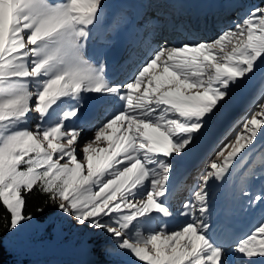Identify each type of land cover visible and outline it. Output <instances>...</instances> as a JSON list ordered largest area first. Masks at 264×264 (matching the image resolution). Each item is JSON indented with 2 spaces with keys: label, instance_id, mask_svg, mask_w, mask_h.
<instances>
[{
  "label": "snow or ice",
  "instance_id": "snow-or-ice-1",
  "mask_svg": "<svg viewBox=\"0 0 264 264\" xmlns=\"http://www.w3.org/2000/svg\"><path fill=\"white\" fill-rule=\"evenodd\" d=\"M105 11V0H0V264L15 251L9 240L58 221L87 230L89 251L102 258L95 264H120L124 253L132 264H264V215L233 242L215 231L208 205L210 181L223 182L264 132V97L243 121L248 134L217 153L223 163L183 205L185 222L167 226L176 160L237 89L264 74V6L214 36L150 46L123 80L109 74V42H97ZM248 203L260 208L264 192Z\"/></svg>",
  "mask_w": 264,
  "mask_h": 264
},
{
  "label": "rangeland",
  "instance_id": "rangeland-1",
  "mask_svg": "<svg viewBox=\"0 0 264 264\" xmlns=\"http://www.w3.org/2000/svg\"><path fill=\"white\" fill-rule=\"evenodd\" d=\"M176 1L177 0H173L175 4ZM197 1L198 0L191 5H185L186 2L184 1L180 4V2L177 1L179 4L175 7L174 12L172 11V15L175 16L178 14V11L184 7H186L184 13L188 14L194 9V6L198 4ZM222 1L225 6H223L219 0H216L215 3L217 8L214 9L209 8L207 4L205 5L207 10H211H206L202 17V25L198 24L197 28L192 31L194 32V36L198 34L203 35L205 38L214 36L221 30L234 27L233 22L241 21L250 9L257 6H264V4H260L257 0ZM209 2H211V0H209ZM105 3V15L97 25L96 30L103 29V27L106 26L109 30L106 32L105 37L109 35L113 38V35H117L116 37H119L121 42L131 40L130 37L129 39L126 36L131 34L130 32L133 33L135 30V21L140 24L142 21L147 22L148 19L152 17L155 18L156 15H154V12L149 8L154 9L159 3V8L164 5H173L171 1L168 2L167 0H105ZM221 5L222 7H227V5L230 6L226 10L219 11L218 8ZM142 7L145 8V20L140 16L143 9ZM169 13H171L170 10ZM217 13L218 15L220 14L218 17ZM149 23L150 22H147L148 26L150 25ZM117 25L118 27H114ZM100 43H102V41ZM113 48L119 50V42ZM261 97H264V74L258 70L255 76H252L245 82L243 87L237 89L233 93L227 104L217 112L216 116L204 129L203 133L189 151L183 155L182 158L176 160L169 181L176 178L177 180L179 178L181 179V176H183V180L185 178L186 183L191 184L190 192L186 194V197L182 198L183 202L180 208L183 209V205L190 200L193 202L195 201V195L196 192L199 191V185L203 183L202 176L207 171H212L211 164L213 162L223 163V160L217 156V153L223 149L224 156H227L228 151L231 150V146L235 143L236 133L248 134L244 132L243 121L251 118V115L256 110L254 102H258ZM31 115L32 117H36L38 114L34 112L31 113ZM36 122L35 119H32L26 126L30 130L35 131ZM203 145L205 147L201 149ZM225 145L227 147H224ZM208 148L209 150L207 151ZM200 149L201 152H199ZM198 152L199 154H197ZM79 154H81L80 151ZM195 154L197 155L190 159ZM203 154L206 155L203 157L202 161L199 159L198 162L195 163L194 160H196L197 157L199 158V156H203ZM78 159L82 161L83 156L79 155ZM189 159L192 161L186 165ZM63 162L64 161H61V163ZM190 166L192 168L188 172L186 169ZM184 171L187 173L186 175L182 174ZM261 173H264V132H258L253 144L247 145L241 153L237 154L235 163L231 166L230 174L226 176L223 182H216L214 179L210 181L208 186L210 221L217 222L220 218L232 216L231 219L233 220H244L247 222L248 217H257V220H255L256 223L247 230V234L249 235L260 222L261 216L264 215L261 211V209H264V205H261L260 208L253 211L248 203L249 200L253 199L257 194L264 192V176H262ZM181 183L178 184L179 187H181ZM170 188L171 184H167V190ZM245 192H247L248 195H244ZM143 198L146 199V195ZM133 203H136V201L134 200ZM123 211L127 212L129 209H123ZM178 213L179 212L176 211L175 215ZM231 219H226V224L232 226L230 222ZM227 221L229 223H227ZM184 222L185 219L181 221L178 220V223H171V219H168L167 226L169 230H177ZM46 230L48 234L47 239ZM46 230H44L45 238L41 241L36 240L38 239V232L40 230H30L8 241V245H12L15 248L13 255L16 261H14V263L95 264V261L102 259L89 251L88 244L86 243L87 230L80 231L73 227L68 221H58L56 225L50 226ZM139 230L141 233L146 234L143 228ZM227 231L228 234H230L232 229L227 228ZM246 237L247 236L244 238ZM241 238L242 236L240 239ZM133 239H135V235H133ZM117 260L120 264H132L136 258L130 253H124L120 257H117Z\"/></svg>",
  "mask_w": 264,
  "mask_h": 264
},
{
  "label": "bare ground",
  "instance_id": "bare-ground-1",
  "mask_svg": "<svg viewBox=\"0 0 264 264\" xmlns=\"http://www.w3.org/2000/svg\"><path fill=\"white\" fill-rule=\"evenodd\" d=\"M167 1L168 2L171 1L173 3L172 7H173V12H174L175 7H177L178 6L177 4H179V3H177V1L180 2V4H182V1H184V2H186L185 5H191L196 0H186V1L185 0H177L176 4H175V2H173V0H167ZM215 2H216V0H211V2H209V0H198L197 1L198 4H196L194 6V9L191 12H189L188 14L184 13L186 11V7H184L183 9L179 10L178 14H176L175 16L171 14V16L168 19L159 20V19L153 18V17L150 18L151 20L148 19L149 21L147 20V22H150L149 26L147 25L146 21L145 22L142 21L140 24H138L135 21L134 22V23H136L134 25L135 30L133 31V33L130 32L131 34L126 36L127 38L130 37L131 40H127L126 42H121L119 40L120 38L116 37L117 35H113V38L110 37L109 35L107 37H105L106 32L109 30V28L106 26L103 27V29H97L96 34L98 37V41H97L98 44H100L101 41L102 42L103 41L109 42V45L107 47L108 49L106 52H107V59H108V64H109V74L112 77V79L113 80L126 79L127 76L134 70V68H136L137 66L142 64V62L149 56L150 46L151 47H158L157 44H154V43L156 42V40L158 38H160L162 36L161 29L164 26H169V27L173 28L174 31H170V36H172L173 34L179 33L178 37L180 40L193 37L194 32H192V31L197 28L198 24L202 25V22H201L202 17L207 10L205 5L207 4V6L209 8L214 9V8H217V5ZM222 5L225 6L224 3H222ZM222 5L218 8L219 11L226 10L230 6V5H227V7H222ZM157 7H159V6H157ZM142 8L143 9H142V13L140 14V16H141V18L143 17L145 20V18H146L145 17L146 14H145V10H144L145 8L144 7H142ZM149 9L152 10L151 8H149ZM208 10H211V9H208ZM219 15L217 13V17ZM193 21H194V23H193ZM191 28H192V30H191ZM127 29H129V28H127ZM197 36L205 38L201 34H198ZM171 38H174V37H171ZM116 40L119 42V50L118 49L116 50L113 48L118 43ZM168 42H169V44L179 43V42L173 43L171 40H169ZM83 136L85 139H87L89 137H93V132L86 130L83 133ZM83 142H84L83 140L80 141L81 144H83ZM97 143L101 147H106V144H104L102 141L97 142ZM93 146L95 147L97 145L94 144ZM204 147L205 146L203 145L201 147V149H203ZM201 149L199 150V152H201ZM208 150H209V148L207 149V151ZM199 152L197 154H199ZM80 153L81 154H79V155L84 156L82 151H80ZM197 154L193 155L190 159H192ZM205 155L206 154H203V156H199V158L197 157L196 160H194L195 163L198 162L199 159L202 161V159ZM190 159L186 162V165H187V163L192 161ZM81 162H84V161L82 160ZM84 163L86 164V162H84ZM199 164H201V163H199ZM191 168L192 167L190 166L186 170L189 172V170ZM184 173H185V171L182 174L183 175L187 174V173H185V174ZM181 181H182V183H181ZM179 183H181V187H179V185H178ZM167 184H171V188L169 190H167V201H168L167 206L169 207L171 213L173 214V216H171V218H170L171 223H174V222L178 223V220L181 221V220L185 219L183 216L180 215V212L183 211V209L182 210H180V209L176 210L179 213L177 215H175L176 211L171 209V203H176L175 206H177V205L179 206L182 203V201H180L181 198L184 195H186L188 192H190L189 187L191 186V184L186 183L185 178L183 180V176H181V179L179 178L178 180H177V178L171 179V181L167 182ZM172 186H173V188H172ZM237 212H239V211H237ZM227 217L228 216H225L224 218H220L217 222H214L216 225L215 231L217 233H226L228 235L230 241H233V242L240 240V237L243 235L247 236L248 235L247 230L250 229L252 227V225H254L256 223L255 220H257L256 219L257 217H254V218L248 217L247 218L248 221L246 222L244 220L243 221L242 220H233V219H231L232 216L228 217V218ZM226 219H231L230 222H231L232 226L226 224V221H225ZM227 228H229V229L233 228L232 232L230 234H228ZM241 239H243V237ZM9 246L13 247L12 245H9Z\"/></svg>",
  "mask_w": 264,
  "mask_h": 264
},
{
  "label": "trees",
  "instance_id": "trees-1",
  "mask_svg": "<svg viewBox=\"0 0 264 264\" xmlns=\"http://www.w3.org/2000/svg\"><path fill=\"white\" fill-rule=\"evenodd\" d=\"M260 4H264V0H257ZM38 202V200H37V198H36V196L34 195L33 197H31V198H29V200H28V208L26 209L27 211H31L32 210V207H33V205L35 204V203H37ZM15 249V248H14ZM15 252V251H14ZM14 254V253H13ZM13 254H11V255H9L8 254V252H7V250L5 251V260L8 262V264H16V263H14V261H16V260H14V259H16L15 257H14V255Z\"/></svg>",
  "mask_w": 264,
  "mask_h": 264
},
{
  "label": "built area",
  "instance_id": "built-area-1",
  "mask_svg": "<svg viewBox=\"0 0 264 264\" xmlns=\"http://www.w3.org/2000/svg\"><path fill=\"white\" fill-rule=\"evenodd\" d=\"M47 236H48V234H47V230H46V239H47ZM43 238H45L44 230L38 232V239H36V240L41 241V240H43ZM29 239H30V237H29ZM30 240H31V239H30ZM13 248H14V247H13Z\"/></svg>",
  "mask_w": 264,
  "mask_h": 264
}]
</instances>
